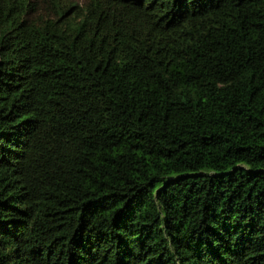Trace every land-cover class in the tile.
Listing matches in <instances>:
<instances>
[{
    "label": "trees",
    "instance_id": "16d2710c",
    "mask_svg": "<svg viewBox=\"0 0 264 264\" xmlns=\"http://www.w3.org/2000/svg\"><path fill=\"white\" fill-rule=\"evenodd\" d=\"M0 264H264V0H0Z\"/></svg>",
    "mask_w": 264,
    "mask_h": 264
},
{
    "label": "rangeland",
    "instance_id": "374dc122",
    "mask_svg": "<svg viewBox=\"0 0 264 264\" xmlns=\"http://www.w3.org/2000/svg\"><path fill=\"white\" fill-rule=\"evenodd\" d=\"M78 3H83L84 0H76Z\"/></svg>",
    "mask_w": 264,
    "mask_h": 264
}]
</instances>
